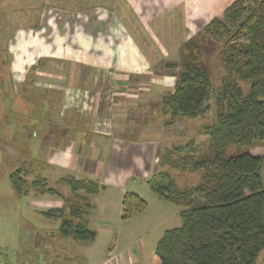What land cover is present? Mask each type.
<instances>
[{
	"label": "rangeland",
	"instance_id": "1",
	"mask_svg": "<svg viewBox=\"0 0 264 264\" xmlns=\"http://www.w3.org/2000/svg\"><path fill=\"white\" fill-rule=\"evenodd\" d=\"M25 1L10 0L8 2L7 0H0V49H4L5 41L8 40L9 33H12L11 30L14 31L16 27L20 26L26 27V23L23 24L26 20L22 19L21 15L24 16V14L29 13L30 7L29 3ZM52 2L54 3V0ZM6 3H9L11 7L8 8ZM58 3L60 1L55 2V4ZM121 3L122 0H65V8L71 11L91 10L87 14L81 15L67 13L61 17L57 15L60 19L54 20L60 22L61 25L65 24V28H69L73 21L80 23L81 29L84 27L83 25H86V28L91 25L93 27L95 22L99 21V15L96 14L97 7H104L111 11L118 9L117 7ZM102 15L100 20H107L108 15ZM37 19L32 17L30 24H37ZM220 20L223 21L224 18L222 17ZM36 34L38 37L31 38L30 41H26L25 35L22 34L21 42H17L16 48H13L14 55L23 61L24 66L43 54L41 48L43 41L40 39L42 35L46 38L50 33L37 32ZM51 36L52 38L53 36L63 37L59 32H54ZM66 37L60 38V41H67L71 38L69 34ZM6 50L1 54L4 55ZM222 50L223 42L205 30L182 47L179 60L167 65L168 69L172 70L176 76L185 70L187 64H194L206 71L211 83V99L208 103L210 109L202 117L195 119L178 118L176 124L166 129L165 123L169 122L171 117H165L160 111L159 113L153 111L148 114H140L135 109L128 108V112H126L124 109L118 108L113 112L116 117L112 118V112L107 118L105 114L100 116V120L94 122L92 131L98 134L110 133L111 128L107 130L104 126L111 127L110 118L117 121L120 120L118 117L122 115H125L124 118H128L131 123L138 121L148 123L156 118L159 120L160 125H158L162 127V131L167 132V136L163 137V146L169 145L172 148L174 146H186L192 140L202 148V153L205 152L209 148L205 144L207 140L205 128L216 122L218 105L220 103L226 105V101L222 99L221 90L230 73L221 59ZM5 62L7 63V60ZM44 68V71L53 75L63 72L50 65H45ZM165 68L166 65L161 63L155 66L154 70L162 72ZM7 71L4 69L1 70V73ZM39 73L41 74V72ZM77 73H81L80 76L78 75L80 80L75 81L73 86H83L86 91L91 93V96L92 92L94 94L100 92V88L94 89V81H90L92 70H82V72L78 71ZM100 75L99 86L102 87L104 81L109 79L105 78L104 74ZM29 76L28 80L14 81L16 94L7 88L5 91H0V104L3 114L5 113L4 117L1 115L0 123V261L21 264L24 261H28L29 264H100L108 259L106 264H111L109 262L116 261L118 259L117 254L120 253L121 257L131 254L136 256L139 264L151 263L159 236L167 230L179 227L181 220L175 216L178 212L177 207L168 203H161L151 190L144 175L141 174V172H146L144 169L146 162L141 154L129 153L127 154L128 159L123 157V160H119L117 159L119 156L113 152L116 148L113 144L112 152L101 157L105 169L103 172H134V176L130 177L125 184L126 194L138 195L147 203L148 207L145 212L136 213L129 219L122 218L124 197L118 198V190L113 188H110L100 197L88 196L84 191H80V197L74 199L70 194L69 187L57 184L55 179L50 178L48 187L62 193L64 199L52 195H38L34 190L31 191L30 195L20 197L14 191L9 177L21 167L33 173L29 179H41L48 168L50 172L55 171L54 167L51 166V153L70 147L66 146V141L69 138L66 140L61 136L62 127L67 128L68 134H70L67 136L73 139L72 136L76 134L73 124L77 125L80 120L84 121L85 124H92V120L86 118L91 110L87 103L84 105L74 102L64 103L63 99L65 100L66 96L62 89L57 91L58 93L48 94L42 89L43 84H56L53 79L44 78L41 80L35 75L29 74ZM110 77L114 78L112 75ZM67 78L66 80H68ZM20 84L22 85L19 86ZM239 85L245 93L248 91V86L245 83H239ZM96 99L98 97L96 98L95 95L92 98H86V102H92V118L94 110H96ZM105 99H109V97ZM112 99L113 97H111ZM67 100L69 99L67 98ZM78 109L82 110V116L78 117ZM60 112L62 116H60ZM158 114H160L159 117ZM89 136L91 137L90 134H88ZM136 136V134L131 135L130 133V137L135 138ZM126 139L131 140L128 137ZM247 152L264 159V143L253 147L251 150L231 148L228 157ZM148 164L150 168L147 172L151 177L162 170H167L179 189H189L202 182L200 173H182L178 170L162 169L155 158L148 161ZM119 167L121 169H118ZM68 203L84 211H86V205L89 204L90 214H86V221L89 228L96 233L94 241L86 242L74 238H63L60 234V219H47L37 213L54 211L58 208H63L67 213L70 209V206L66 207ZM102 204L106 208L101 211ZM256 264H264V250Z\"/></svg>",
	"mask_w": 264,
	"mask_h": 264
},
{
	"label": "trees",
	"instance_id": "2",
	"mask_svg": "<svg viewBox=\"0 0 264 264\" xmlns=\"http://www.w3.org/2000/svg\"><path fill=\"white\" fill-rule=\"evenodd\" d=\"M206 31L223 42L222 61L230 73L222 86L216 122L206 126L208 150L190 141L174 146L160 158V167L182 173H200L202 182L179 189L169 171L162 170L147 183L159 200L181 207V226L165 232L151 264H256L264 250V159L249 152L228 157L231 148L248 149L264 143V0H234L223 16ZM232 75V76H231ZM239 83H245V93ZM211 83L205 70L187 64L177 76L172 93L163 103L164 114L174 118H199L209 111ZM189 153V154H187ZM28 169L10 175L14 191L28 196H64L40 178L28 182ZM72 197L79 192L96 195L101 188L90 181L64 178ZM64 209L37 212L61 220L63 238L94 241L96 233L83 219L86 211L67 204ZM136 194L123 199V219L147 210Z\"/></svg>",
	"mask_w": 264,
	"mask_h": 264
},
{
	"label": "crops",
	"instance_id": "3",
	"mask_svg": "<svg viewBox=\"0 0 264 264\" xmlns=\"http://www.w3.org/2000/svg\"><path fill=\"white\" fill-rule=\"evenodd\" d=\"M56 1H60V3L55 4ZM25 2H28L30 7L29 13L24 14V16L21 15V18L26 20L23 23H26V27L20 26L16 27L14 31L11 30L12 33H9L4 49H0V91H5L7 88L15 93L14 81L28 80L29 74H31L41 80L48 78L56 82L54 85H42L44 86L43 91H46L47 94L62 89L63 92L65 91L66 96H64L65 100L63 99L64 103L74 102L79 105L87 103L91 108L86 118L92 120V124H85L81 120L77 125L73 124L76 130L75 136H72L73 139L67 136L70 135L67 128L62 127L61 136L66 140L69 138L66 141V146L70 147L51 153V166L54 167L53 169L56 172H50L48 168L41 179L47 185L50 178L55 179L57 184L61 185L63 179L67 177L78 181H90L97 184L101 191L96 195L88 196L100 197L110 188H113L118 190V198L125 197V184H127L130 177L134 176V172H103L105 169L101 157L112 152L113 144L117 148H114L115 151L113 152H116L119 160H123V157L128 159L127 154L129 153L133 155L136 153L141 154L146 162L144 167L146 172H141V174L148 181L159 173L154 174L152 177L148 174L147 170L150 168L148 161L155 158L160 165L161 155L166 150L172 149V146H163V137L167 136V132L162 131V127L158 123L159 120H156V118L148 123L142 121L131 123L128 118H124L125 115L118 117L120 120L117 121L110 118L111 127L104 126V128L107 130L111 128V132H105V134L92 131L94 122L100 120V116L104 114L107 118L111 112L112 118L116 117L113 112L118 108L124 109L126 112H128V108L135 109L140 114H148L153 111L159 113L160 111L165 115L162 106L164 99L173 92L177 82V76L172 70L168 69L167 65L179 60L182 47L205 31L213 19L222 18L225 10L233 4L234 0H122L121 5L116 9L117 11L97 7L104 11L100 12L96 9L99 21H96L93 27L91 25L86 28V25H83V30L81 24L77 21H73L71 25L69 24V28H65V24L61 25L60 22L54 19L58 18L57 15L61 17L66 13L73 15L87 14L91 9L82 12L71 11L65 8V0H54V3L52 0H26ZM38 2L39 4H36ZM6 4L8 8L11 7L9 3ZM101 15H108L107 20H100ZM32 17L38 18L37 24H30ZM37 32L50 33L46 38L44 35L41 36L43 54L24 66L23 61L14 55L13 48H16L17 42H21L22 34L25 35L26 41H30L31 38L38 37ZM54 32H59L63 37L53 36L52 38L51 34ZM66 33L71 38L68 37L70 39H67V41H60V38H67ZM4 50L6 52L2 55L1 53ZM5 60H7V63ZM161 63L166 65L165 70L156 72L154 67ZM2 65L3 67H1ZM45 65L54 66L63 72L55 75L50 74L44 71ZM4 69L8 70L5 72L6 74L1 73V70ZM82 70H92L90 81H94V89L100 88L99 93L94 94L92 92V96L98 97L95 101L96 110H94L93 118L92 102H86V98H92L91 93L86 91L83 86H73L75 81L80 80L78 75L80 76L81 73L77 72H82ZM100 74H104L105 78L109 79L106 82L104 81L102 87L99 86ZM110 75L114 78H111ZM60 84L65 86L62 87ZM104 97H109V99ZM111 97H113L112 100ZM4 114L0 104V123ZM77 114L78 117L82 116V110L78 109ZM60 116H62L61 112ZM157 116L159 117L160 114ZM165 117H171V120L165 123L166 129L171 128L178 121V118L172 116L165 115ZM130 133L137 136L132 138ZM88 134L91 137H88ZM127 137L131 140L126 139ZM87 144L88 147H86ZM35 161L38 162V160ZM125 163L127 162L125 161ZM41 172H43L42 169ZM32 175L33 173L30 172L26 178L30 183L36 179H29V176ZM174 206L178 209L175 216L179 217L183 209ZM105 208L102 204L101 211ZM60 209L63 208L56 210ZM86 214L90 213L83 214L82 217L85 221ZM165 232L157 239L154 251ZM117 256L116 261L109 263L139 264L136 256L132 254L121 257L119 253ZM107 260L100 264H106ZM0 264L21 263L0 261ZM23 264L29 263L24 261ZM143 264L151 263L145 262Z\"/></svg>",
	"mask_w": 264,
	"mask_h": 264
}]
</instances>
